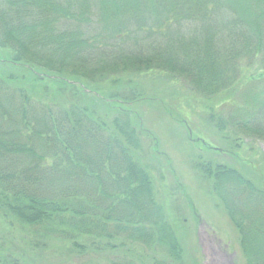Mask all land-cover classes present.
<instances>
[{"label":"trees","instance_id":"16d2710c","mask_svg":"<svg viewBox=\"0 0 264 264\" xmlns=\"http://www.w3.org/2000/svg\"><path fill=\"white\" fill-rule=\"evenodd\" d=\"M151 74L232 100L208 107L211 124L237 145L264 141V0H0V218L33 249L55 237L79 256L112 252L107 264H186L169 196L141 159L146 141L161 154L132 86ZM197 166L245 264H264V184ZM19 261L0 248V264Z\"/></svg>","mask_w":264,"mask_h":264},{"label":"rangeland","instance_id":"374dc122","mask_svg":"<svg viewBox=\"0 0 264 264\" xmlns=\"http://www.w3.org/2000/svg\"><path fill=\"white\" fill-rule=\"evenodd\" d=\"M132 86L145 98L135 108L143 116L145 127L157 137L161 151L157 154L146 141L141 159L154 173L160 200L164 202L163 192L169 196L178 222L177 234L185 247L186 264H193L195 259L198 264H245L239 234L219 200L211 195L210 185L201 177L197 164L223 163L264 184V141L244 138L237 145L235 137L211 124L208 107L215 103L217 110L228 111L230 99L210 103L185 81L153 74L135 77ZM190 132L207 139L217 151L194 144ZM30 237L16 223L10 225L0 218V248L17 257L21 264H107L108 258L114 257L112 252L79 256L67 242L55 237L46 248L33 249ZM151 251L144 250L139 255L153 256Z\"/></svg>","mask_w":264,"mask_h":264}]
</instances>
